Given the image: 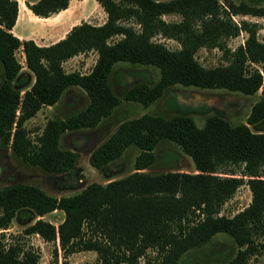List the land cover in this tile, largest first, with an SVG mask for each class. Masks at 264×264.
I'll list each match as a JSON object with an SVG mask.
<instances>
[{
    "label": "trees",
    "instance_id": "16d2710c",
    "mask_svg": "<svg viewBox=\"0 0 264 264\" xmlns=\"http://www.w3.org/2000/svg\"><path fill=\"white\" fill-rule=\"evenodd\" d=\"M69 1L25 2L35 15L48 17L67 8ZM96 1L106 13L104 23L82 21L54 44L39 46L11 32L17 0H0V142L22 163L49 173L71 172L79 154L60 147L63 133L95 128L122 100L147 107L174 85L245 95L260 91L259 98L245 122L234 125L219 113L206 115L201 127L183 112L171 117L145 113L122 120L90 151L89 162L106 169L135 146L139 153L133 171L105 184L91 182L73 195H50L23 182L0 187V264H39L38 250L9 241L3 231L22 209L38 217L22 232L52 243L54 259L59 250L65 256L95 251L96 264H138L153 249L156 256L146 257L145 264H179L184 253L225 233L236 246L235 255L212 264H246L258 250V238L264 250V41L258 38L257 22H236L233 17H264V5L260 0ZM172 13L181 19H163ZM242 31L247 33L243 44L231 50L227 40ZM158 35L175 40L180 47L168 48L154 40ZM202 47L219 49L226 64L201 65L195 54ZM19 48L26 71L15 54ZM89 51L97 53L90 72L64 70L66 60ZM118 61L156 66L158 80L131 85L119 97L109 81ZM73 86L86 93V106L48 120L33 141L25 121L42 106L56 104ZM161 141L173 143L190 157L194 170L147 173ZM244 184L251 193L248 205L233 216L221 214L222 206ZM55 210L63 212L57 225L42 218Z\"/></svg>",
    "mask_w": 264,
    "mask_h": 264
},
{
    "label": "rangeland",
    "instance_id": "374dc122",
    "mask_svg": "<svg viewBox=\"0 0 264 264\" xmlns=\"http://www.w3.org/2000/svg\"><path fill=\"white\" fill-rule=\"evenodd\" d=\"M226 0H220L225 2ZM234 3L246 1L254 3L255 0H231ZM264 5V0L258 1ZM163 19L169 22H177L181 19L179 14H165ZM246 19L258 24V38L264 41V17L247 18L236 15L233 20L239 22ZM106 20V14L93 13L84 17L81 21H88L92 24H102ZM129 23V22H127ZM132 25L137 29L136 24ZM247 33L242 31L238 36L227 40V46L234 50L238 45L243 44ZM154 40L162 42L170 49L179 48L180 45L173 39L158 35ZM197 61L204 67H214L226 64L222 52L217 48H199L195 54ZM19 58V57H18ZM97 54L94 51L85 55H76L71 60L63 63L66 72L78 71L88 73L95 64ZM21 61V60H19ZM109 81L119 97L131 85L137 83L154 84L159 77V69L156 66L133 65L125 61H118L113 66ZM26 71L27 69H22ZM2 75L0 64V78ZM260 91L254 95H245L240 92H231L225 89H201L196 87H186L181 85L172 86L163 97L145 107L140 103L127 102L122 100L111 114L104 118L99 125L90 129H79L66 131L61 135L60 147L72 149L78 152L74 169L67 174L49 173L37 167L29 166L13 155L11 148L0 142V187L16 182H23L39 186L45 192L54 196H68L79 192L85 185L91 182L107 183L110 179H116L127 175L133 171V162L139 149L135 146L128 147L120 158L111 162L106 169L93 167L89 162L90 151L99 143L104 141L116 129L124 119L141 116L145 113L161 114L171 117L178 112L191 115L198 126H203L206 115L219 113L223 115L231 124L245 122L251 105L259 98ZM88 102L86 93L80 87H70L64 91L60 100L52 106H42L41 109L31 118L27 119L24 126L28 136L35 141L48 120L54 118H64L67 115L82 110ZM155 161L145 171L156 174L166 171H193L194 164L190 157L185 155L176 145L168 141H161L154 149ZM239 173L240 169H237ZM108 174V175H107ZM247 185H242L235 192L221 209V214L233 216L238 211L247 206L251 198ZM28 211L23 209L18 212L15 221L11 223L12 230L6 234L9 241H19L25 247H33L43 253L39 246L31 245V235H26L22 231L27 226L31 217ZM46 218L57 225L63 218V212L55 210L48 213ZM261 238L257 239V249L254 254L247 258L246 264H264V250H260ZM54 246L52 243L45 246L46 258L39 259V263L44 260L51 264H83L90 262L97 263V253L95 251H77L69 255H64L62 250L57 252V259L53 255ZM236 246L231 237L225 233H217L209 243L184 253L179 264H212L222 260H228L235 255ZM156 252L153 249L147 250L145 257L139 258L138 264H145L146 257L154 258ZM66 258V259H65ZM60 261V263H59Z\"/></svg>",
    "mask_w": 264,
    "mask_h": 264
},
{
    "label": "crops",
    "instance_id": "0c3cea01",
    "mask_svg": "<svg viewBox=\"0 0 264 264\" xmlns=\"http://www.w3.org/2000/svg\"><path fill=\"white\" fill-rule=\"evenodd\" d=\"M25 1L26 0H17L18 13L15 24L11 29V32L20 40L32 39L39 46H48L64 38L67 32L74 25L81 23L82 22L81 20L84 19V17L88 16L89 14L93 13L94 10H96V12L99 13L100 15L106 14L103 8L98 4L96 0H70L67 8L57 13H54L48 17H40L35 15L28 8ZM29 1L33 2L36 0H29ZM243 17L247 18L248 15ZM15 54L17 58L19 57L18 60H21L20 62L23 65L22 69H26L25 61H24L25 57L22 49L19 48ZM85 54H79V55H85ZM74 57L69 58L68 60H71ZM28 213H29L28 217H31V220L28 222L27 226L33 223L38 218V217H33L30 212ZM16 216L12 219L11 223L15 221ZM46 216L47 214L42 216V218L44 220L49 221L46 218ZM12 228L13 227H11L10 224V227L3 231L6 234H8L12 230ZM30 237L32 239V242H30V244L39 246L41 252L43 253V256H40V258L41 259L46 258L47 253L45 254V246L49 245V243L44 241L38 234H31ZM39 264H51V263L47 260H44Z\"/></svg>",
    "mask_w": 264,
    "mask_h": 264
}]
</instances>
